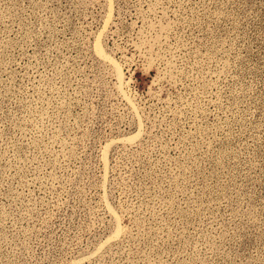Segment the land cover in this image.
<instances>
[{
	"label": "rangeland",
	"instance_id": "374dc122",
	"mask_svg": "<svg viewBox=\"0 0 264 264\" xmlns=\"http://www.w3.org/2000/svg\"><path fill=\"white\" fill-rule=\"evenodd\" d=\"M0 264H264V0H0Z\"/></svg>",
	"mask_w": 264,
	"mask_h": 264
},
{
	"label": "bare ground",
	"instance_id": "6f19581e",
	"mask_svg": "<svg viewBox=\"0 0 264 264\" xmlns=\"http://www.w3.org/2000/svg\"><path fill=\"white\" fill-rule=\"evenodd\" d=\"M99 47V46H98ZM100 49V48H99Z\"/></svg>",
	"mask_w": 264,
	"mask_h": 264
}]
</instances>
